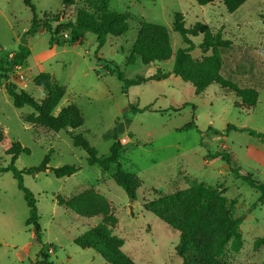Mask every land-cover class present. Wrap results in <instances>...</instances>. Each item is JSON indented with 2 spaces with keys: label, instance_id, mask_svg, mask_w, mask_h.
<instances>
[{
  "label": "rangeland",
  "instance_id": "374dc122",
  "mask_svg": "<svg viewBox=\"0 0 264 264\" xmlns=\"http://www.w3.org/2000/svg\"><path fill=\"white\" fill-rule=\"evenodd\" d=\"M32 2L35 10L24 0H0V166L11 163L8 150L14 141L30 150L16 159L20 169L39 165L51 150L50 169L24 174L25 185L37 199L43 242L37 241L33 226L27 224L29 207L13 172H0V264H43L42 245L49 259L59 264H108L98 251L74 241L101 223L103 215L84 217L58 204L59 197L69 199L90 189L109 200L118 218L109 228L138 264H183L176 253L180 232L146 210L143 203L199 182L218 186L228 199L237 200L233 215L241 222L242 245L236 249L230 241L224 259L235 264H264V195L243 177L251 175L264 182V143L240 129L264 132V88L252 106L254 92L225 80L220 67L206 58L211 50L201 51L202 34L191 38L194 49L187 68L194 71L190 74L194 80L202 76L205 83L213 82L204 91L196 94L193 82L175 74L147 79L159 69L171 71L176 51L186 46L173 29L175 12L185 15L186 27L201 21L214 31L221 29L223 37L235 44L264 48V0H247L234 12L219 0L207 5L196 0H110L112 9L130 18L125 34L109 35L101 46L97 35L88 31L83 43L61 45L51 43V33L40 28L28 36L30 54L17 68L12 57L24 43L34 13L40 18L46 12L59 14L60 20L52 22L55 29L59 22L73 21L79 10L89 8L86 0L70 6L61 0ZM141 19L169 29L173 54L168 60L144 64L137 57L134 63L127 62ZM222 50L227 62L238 60L234 50ZM41 71L51 73L65 88L55 113L76 104L84 118L80 127L54 131L28 122L36 114L30 106L14 105L7 83L37 100L46 97V91L34 83ZM19 72L25 79L18 77ZM119 72L129 84L118 77ZM203 83L198 81L199 86ZM228 124L236 128L228 130ZM78 133L98 150L99 157L110 154L114 133L120 141L126 138L121 141L120 163L140 181L135 199L114 180L117 164L107 170L89 164L87 151L73 142V134ZM65 164H74L78 170L57 177L53 168Z\"/></svg>",
  "mask_w": 264,
  "mask_h": 264
},
{
  "label": "trees",
  "instance_id": "16d2710c",
  "mask_svg": "<svg viewBox=\"0 0 264 264\" xmlns=\"http://www.w3.org/2000/svg\"><path fill=\"white\" fill-rule=\"evenodd\" d=\"M24 1L35 10L32 0ZM196 1L200 5H207L218 0ZM219 1L225 5L228 11L234 12L247 0ZM61 2L65 6H70L74 5L76 0H61ZM86 3L89 8L79 10L75 20L59 22L55 29L52 28V22L60 20L59 14L46 12L44 17L40 18L34 13L32 24L25 31L24 36H26V39L24 43H21L19 49L13 54L12 65L25 63L27 56L30 54V48L27 45L28 36L38 32L40 28L51 33V43L61 45L83 43L86 33L92 31L97 35L101 46L105 43L107 36H120L129 30V16L126 13L112 9L109 6L110 0H86ZM261 16L264 18V13ZM173 29L181 34L186 46L180 47L176 51L175 62L171 71L164 72L159 69L147 79L160 80L175 74L186 81L193 82L196 94L204 91L206 86L213 82L207 80L205 83L206 78L201 76L199 80H203L204 83L199 86V80L190 77V74L192 75L194 71L187 68L190 51L194 49L191 38L202 34L201 51L206 53L211 50V54L206 58L217 69L220 67L224 73V79L230 80L229 83L252 90L255 94V101L252 106L256 105L259 92L264 88V48L235 44L232 40L223 37L221 29L214 31L211 26L201 21L196 22L192 27H186L185 15L182 12L174 13ZM63 35L64 38H62ZM222 49L234 50L238 60L233 61V63L231 61L227 62ZM172 54L169 29L163 24L141 19L138 34L127 57V62L134 63L137 57L144 64L162 62L168 60ZM195 70L197 71V69ZM118 77L125 80L121 72L118 73ZM34 83L46 91L47 95L44 99L37 100L31 93L23 89L18 90L15 84H6L7 91L12 96L16 107L28 105L36 112V114L28 117V122L38 123L54 131L66 127L76 129L84 123L82 112L74 103L62 107L58 113H55V109L65 95V88L58 83L51 73L41 71L34 77ZM129 83L125 80V84ZM223 86L229 87L227 84ZM232 128L236 127L232 124L227 125L228 130ZM240 129L257 136L264 143V132L247 127H241ZM72 137L76 146H80L87 151L89 164H99L105 170L109 169L110 165L117 164V169L113 173L114 180L126 189L132 199L136 198L140 181L121 166L122 144L117 133H114L115 141L110 148V154L106 157H99L98 150L89 143L82 133L73 134ZM29 151V148L22 145L20 141L12 142L8 150V153L12 154L11 163L5 166L1 165L0 172H13L18 188L23 191L29 207L27 224L33 226L35 238L39 243H42L43 229L39 223L37 199L34 193L25 185L24 174H36L50 169L48 164L51 150L39 165L23 169L18 168L15 165L16 159L21 153ZM77 170L78 167L74 164H65L53 168L57 177L70 176ZM243 177L251 186L264 195V182L254 179L251 175H244ZM224 193L225 190L220 189L218 186L199 182L189 188L145 200L143 206L180 232L176 253L183 260V264H235L224 259V254L226 245L230 241L236 249H239L242 245L241 222L233 215L237 200L235 198L228 199ZM58 204L84 217L103 215L102 222L78 235L74 239L75 243L82 248L95 249L108 264H138L123 250V240L111 232L109 226H115L118 223V218L114 214L109 200L103 194L92 189L85 190L69 199L59 197ZM40 254L43 264H59L49 259L44 245L41 246Z\"/></svg>",
  "mask_w": 264,
  "mask_h": 264
},
{
  "label": "built area",
  "instance_id": "2783aa9c",
  "mask_svg": "<svg viewBox=\"0 0 264 264\" xmlns=\"http://www.w3.org/2000/svg\"><path fill=\"white\" fill-rule=\"evenodd\" d=\"M17 68L21 67V65H16ZM20 79H25V76L23 75V73H20L19 72V76H18ZM121 141L125 142L126 141V138H122Z\"/></svg>",
  "mask_w": 264,
  "mask_h": 264
},
{
  "label": "crops",
  "instance_id": "0c3cea01",
  "mask_svg": "<svg viewBox=\"0 0 264 264\" xmlns=\"http://www.w3.org/2000/svg\"><path fill=\"white\" fill-rule=\"evenodd\" d=\"M243 4H244V3H243ZM243 4H242V5H243ZM242 5H241V6H242ZM224 6H225V5H224ZM12 54H13V53H12ZM171 75H172V74H171Z\"/></svg>",
  "mask_w": 264,
  "mask_h": 264
}]
</instances>
